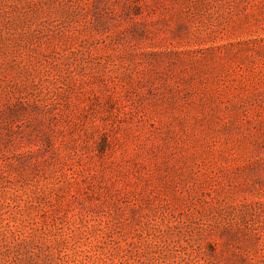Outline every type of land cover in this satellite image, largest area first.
<instances>
[{"label": "rangeland", "instance_id": "rangeland-1", "mask_svg": "<svg viewBox=\"0 0 264 264\" xmlns=\"http://www.w3.org/2000/svg\"><path fill=\"white\" fill-rule=\"evenodd\" d=\"M0 264H264V0H0Z\"/></svg>", "mask_w": 264, "mask_h": 264}]
</instances>
